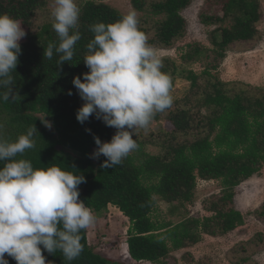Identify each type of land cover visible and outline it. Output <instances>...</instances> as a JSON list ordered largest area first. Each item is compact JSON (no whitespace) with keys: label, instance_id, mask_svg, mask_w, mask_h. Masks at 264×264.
Segmentation results:
<instances>
[{"label":"trees","instance_id":"trees-1","mask_svg":"<svg viewBox=\"0 0 264 264\" xmlns=\"http://www.w3.org/2000/svg\"><path fill=\"white\" fill-rule=\"evenodd\" d=\"M105 1L77 0L82 38L75 46L73 59L57 67L59 54L54 52L51 60L44 58L48 43H59L52 28V0H0V14L18 20L26 33L20 41L18 65L11 73L15 99L0 100V123L6 128L2 130L3 136L15 141L34 124L39 133L34 137L36 148L17 159L30 160L34 168L56 165L82 174L86 182L79 185V199L96 217L107 215L109 208L114 207L127 220L126 243L132 260L169 264L174 259L173 251L196 246L204 235L227 236L244 225L242 213L235 208L236 188L259 175L264 167V87L224 82L213 72L229 51L257 41V25L263 17L261 3L259 0H224L223 17L201 15L204 25L216 27L209 39L213 48L200 44L179 48L181 65L168 58L161 59V70L172 81L171 90L176 80L182 78L190 83L188 94L156 114L147 129L136 132L133 138L138 148L120 165L102 168L106 157L91 158L97 150L94 136L102 143L110 142L116 129L106 126L94 115L84 124L77 121V111L84 102L72 80L77 76L82 79V74L89 71L83 59L87 54L86 45L93 38L90 25L111 24L123 17ZM193 2L132 0V5L142 15L138 18L139 28L148 36V43L156 50L172 51L185 38L187 21L182 13ZM227 21L231 24L223 27ZM196 63L204 69L200 75L190 70ZM69 91L72 95H68ZM45 123H51L52 132ZM149 147L158 148L160 152L151 154ZM199 179L222 184L219 195L203 202V209L210 216L188 217L178 224L154 218L159 202L173 205L170 214L180 212L186 204H193ZM185 212L188 213L185 210L184 216ZM257 215L264 219V205ZM81 235L84 247L77 259L68 262L57 251L53 255L44 252L46 261L51 264H124L97 252L90 244L88 229ZM106 236L108 234L99 231L97 243L105 244ZM247 246L240 247L247 250ZM5 258L9 264H16L11 257L6 255ZM248 261L245 257L233 264Z\"/></svg>","mask_w":264,"mask_h":264},{"label":"clouds","instance_id":"clouds-1","mask_svg":"<svg viewBox=\"0 0 264 264\" xmlns=\"http://www.w3.org/2000/svg\"><path fill=\"white\" fill-rule=\"evenodd\" d=\"M80 14L77 0H52V28L59 43L49 42L44 58L59 54L57 67L75 55L82 38ZM89 30L93 38L83 59L89 71L72 80L84 102L76 119L84 124L94 115L116 129L110 142L94 136L97 150L91 157L103 155L101 167L113 168L138 148L136 132L147 129L156 114L172 106V81L161 70L162 60L140 30L135 11L111 24L94 23ZM25 35L18 20L0 14V100L5 102L15 99L11 73L18 65ZM3 128L0 123V264H9L6 255L16 264H51L43 253L57 251L68 262L77 259L84 247L81 232L96 222L93 210L79 199L85 177L56 165L34 168L30 160L17 159L36 148L34 137L39 133L33 124L9 141Z\"/></svg>","mask_w":264,"mask_h":264},{"label":"rangeland","instance_id":"rangeland-1","mask_svg":"<svg viewBox=\"0 0 264 264\" xmlns=\"http://www.w3.org/2000/svg\"><path fill=\"white\" fill-rule=\"evenodd\" d=\"M223 1L194 0L192 5L182 13L187 21L185 38L177 44L178 48L176 50H157L160 59L168 58L177 65H181V50L179 48L189 44H200L202 47L212 49L213 47L209 42L210 33L216 27L204 25L201 21V15L206 13L223 17ZM259 1L263 17L257 25L258 39L254 45L236 47L234 51L227 53L218 70L213 72V75L224 82H241L255 87H264V0ZM105 3L117 9L123 16L131 11H135L138 18L142 16L134 9L132 0H106ZM230 24L227 21L222 25L226 27ZM190 70L198 75L204 71L199 63L192 65ZM190 89V83L187 80L178 78L173 90H171L173 102L183 99ZM45 126L49 132L53 131L51 123H45ZM148 151L151 154H158L160 149L149 147ZM221 191L222 184L220 181L199 179L193 204H186L180 212L170 214L173 205L159 202L153 216L160 222H172L174 224H178L188 217L202 218L210 216L211 214L203 209V202L214 195H219ZM263 205L264 167L259 175H255L236 188L235 208L242 213L245 219L244 225L227 236L213 238L204 235L202 241L196 246L173 251L171 255L174 259H171L169 264H233L242 261L245 257H248L249 261L243 264H264V219L258 218L257 215V211ZM185 210L188 213L185 212L184 216ZM98 218L96 217L95 224L88 228L90 244L96 247L97 252L111 260L120 261L124 264H152L148 262L138 263L131 260L126 243L129 224L118 209L110 207L107 215ZM99 231L108 234L104 240L105 244L97 243ZM242 245H248L247 250H242V247H240Z\"/></svg>","mask_w":264,"mask_h":264}]
</instances>
